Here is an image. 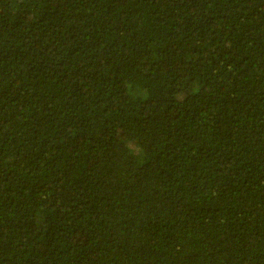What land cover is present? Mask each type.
Here are the masks:
<instances>
[{
  "label": "trees",
  "instance_id": "1",
  "mask_svg": "<svg viewBox=\"0 0 264 264\" xmlns=\"http://www.w3.org/2000/svg\"><path fill=\"white\" fill-rule=\"evenodd\" d=\"M0 264H264V0H0Z\"/></svg>",
  "mask_w": 264,
  "mask_h": 264
}]
</instances>
